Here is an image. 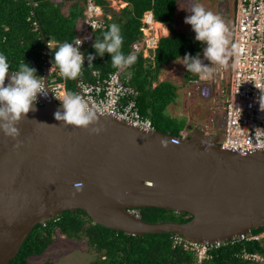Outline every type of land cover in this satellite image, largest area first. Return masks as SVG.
<instances>
[{
	"label": "water",
	"instance_id": "water-1",
	"mask_svg": "<svg viewBox=\"0 0 264 264\" xmlns=\"http://www.w3.org/2000/svg\"><path fill=\"white\" fill-rule=\"evenodd\" d=\"M49 65L47 58V87ZM48 96L38 95L17 140L0 134V264L16 257L36 225L77 210L125 235L169 234L197 244L264 228V149L239 154L221 149L217 133L176 137L97 113L89 128L100 131L91 132L56 121L62 109ZM142 208L191 219L148 223Z\"/></svg>",
	"mask_w": 264,
	"mask_h": 264
},
{
	"label": "trees",
	"instance_id": "trees-1",
	"mask_svg": "<svg viewBox=\"0 0 264 264\" xmlns=\"http://www.w3.org/2000/svg\"><path fill=\"white\" fill-rule=\"evenodd\" d=\"M123 1L127 6L118 13L109 7L108 1H94L104 11L106 27L92 32L93 42L83 53L85 56L94 53L92 44L95 39H102L108 26L116 23L124 38L122 51L129 54L133 43L141 37L144 13L152 11L154 19L165 25L170 35L161 39L148 57H137L129 68L132 73L130 83L138 92L136 106L140 115L148 118L156 131L179 137L185 129V119L173 118L167 112L175 102L178 88L167 81L157 82V78L163 67L182 59L185 53L201 54L202 44L176 27L180 0ZM85 3L86 0H0V53L7 57L9 71L15 73L24 61L42 76L47 58L51 66L52 54L59 44L71 42L78 35ZM43 39L50 44L49 47ZM116 70L106 53L102 58L96 57L92 64L85 59L82 75L86 82L93 84L96 81L92 77L93 71H97L98 79L103 81ZM66 91L77 94L75 80H66ZM138 214L148 223H185L191 219L186 213L175 214L155 208H142ZM58 233L67 239L84 240L90 252L96 255L92 264H194L196 258L193 252L173 246L174 235H125L93 224L85 213L77 210L64 212L54 220L36 225L9 264H31L29 260L42 256ZM250 245L237 243L220 247L212 252L211 264H243L239 255L243 249L252 251Z\"/></svg>",
	"mask_w": 264,
	"mask_h": 264
},
{
	"label": "built area",
	"instance_id": "built-area-1",
	"mask_svg": "<svg viewBox=\"0 0 264 264\" xmlns=\"http://www.w3.org/2000/svg\"><path fill=\"white\" fill-rule=\"evenodd\" d=\"M94 1L86 0L84 19L76 37L84 41L80 46L82 53L93 42L92 32L106 27L104 11ZM232 8L234 27L227 64L214 65L215 72L206 81L197 75L190 76L185 84V97L207 104L209 118L201 124V130L221 131L220 148L243 154L264 149V0H233ZM141 23V37L133 43L130 53L146 58L161 39L169 36V31L155 21L152 11L144 13ZM203 62L208 63L204 59ZM129 72V68L117 69L100 81L99 73L93 71L92 77L96 79L93 84L86 82L81 73L75 79L76 95L99 115H109L133 127L153 131L151 121L137 109L138 92L130 83ZM48 88L57 101L66 92V79L54 67L49 71ZM237 243L251 244L252 251L243 249L239 255L243 264H264V228L223 243L197 244L178 236L173 240L174 247L181 246L194 253V264H211L214 250Z\"/></svg>",
	"mask_w": 264,
	"mask_h": 264
},
{
	"label": "clouds",
	"instance_id": "clouds-1",
	"mask_svg": "<svg viewBox=\"0 0 264 264\" xmlns=\"http://www.w3.org/2000/svg\"><path fill=\"white\" fill-rule=\"evenodd\" d=\"M189 13L184 19V24L190 26L194 33V40L204 45L202 55L208 63L203 62L200 53H185L182 58L183 66L186 71L194 73L200 80L206 81L212 78L215 72L214 65L223 66L228 62L229 40L226 36L228 29L219 15L207 10L198 0H193ZM83 42V39L75 38L71 42L60 43L52 54L50 69L58 68L64 79L75 80L82 73L85 59L88 64H92L96 57L102 58L107 53L110 56L111 64L121 71L130 68L137 60L136 54L125 55L122 51L124 38L120 26L116 23L108 26L102 39H95L92 44L94 53L85 56L80 50ZM49 45L48 43L47 47ZM9 68L7 57L0 53V134L15 141L20 136L18 128L20 121L26 119L27 113L36 110L35 106L39 103L37 102L38 95L47 98L49 90L43 75H37V70L24 61L19 64L15 73H11ZM131 75L132 73L129 72V78ZM6 76L8 77L7 83H5ZM58 101L62 111L57 110L54 113L56 121H63L66 125L91 132L100 131L96 127L89 128L98 118L81 96L66 91L62 99ZM37 124L52 126L46 123Z\"/></svg>",
	"mask_w": 264,
	"mask_h": 264
},
{
	"label": "rangeland",
	"instance_id": "rangeland-1",
	"mask_svg": "<svg viewBox=\"0 0 264 264\" xmlns=\"http://www.w3.org/2000/svg\"><path fill=\"white\" fill-rule=\"evenodd\" d=\"M106 1H108L109 7L116 13L125 8L127 5L123 0H115L114 2L111 0ZM198 2L201 3L207 10L219 15L224 21L228 29L226 36L229 40V44L227 46L229 60V45L234 27V10L232 8L233 0H225L223 3H219L217 0H198ZM192 3L193 0H180L177 8L178 13H176V27L179 30L184 31L189 38L194 40V33L191 31L190 26L184 24L186 15L190 14L189 11ZM203 47L204 45H202V48ZM201 59L203 60V58ZM193 75L196 74L186 71L183 66V60L179 59L162 68L161 73L157 78V82L167 81L177 86L178 90L175 103H177L180 110L179 116L182 117V119H185L186 123H190L192 127L201 129V123L206 122L209 118L207 104L200 100L186 99L185 97L186 81ZM153 86H156V83H154ZM188 112L190 113L189 116ZM188 119H191L194 122H190ZM216 132L221 137V131L217 130ZM95 260L96 255L90 252L89 247L85 244L84 240L67 239L58 233V235L55 236L53 244L47 248L42 256L31 258L29 261L31 264H92Z\"/></svg>",
	"mask_w": 264,
	"mask_h": 264
},
{
	"label": "crops",
	"instance_id": "crops-1",
	"mask_svg": "<svg viewBox=\"0 0 264 264\" xmlns=\"http://www.w3.org/2000/svg\"><path fill=\"white\" fill-rule=\"evenodd\" d=\"M112 2H114L115 0H111ZM125 4H127L126 2H124ZM127 6V5H126ZM177 13H178V9H177ZM230 43H231V40H230ZM230 46V45H229ZM201 58H203V56L201 55ZM174 63V62H173ZM168 113L170 114V116L171 117H173V118H176V119H179V120H181L182 119V117H180L179 116V108H178V105H177V103H172L169 107H168ZM190 115V113L188 112V116ZM184 116V115H183ZM190 120V122H194V121H192L191 119H188V121ZM185 123H186V120H185ZM203 123V122H202ZM201 123V124H202ZM195 129H197V128H195V127H192L191 125H190V123H186V126H185V129L183 130V132L186 134V135H188L192 130H195ZM182 132V133H183Z\"/></svg>",
	"mask_w": 264,
	"mask_h": 264
},
{
	"label": "bare ground",
	"instance_id": "bare-ground-1",
	"mask_svg": "<svg viewBox=\"0 0 264 264\" xmlns=\"http://www.w3.org/2000/svg\"><path fill=\"white\" fill-rule=\"evenodd\" d=\"M97 5H98V4H97ZM76 37H77V36H76ZM85 50H86V49H85ZM85 50H84V51H85ZM148 56H149V55H148Z\"/></svg>",
	"mask_w": 264,
	"mask_h": 264
}]
</instances>
